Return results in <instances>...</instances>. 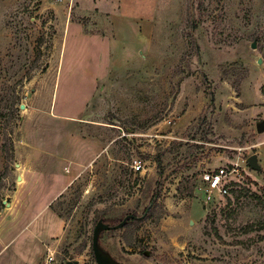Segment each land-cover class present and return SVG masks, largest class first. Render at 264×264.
Returning a JSON list of instances; mask_svg holds the SVG:
<instances>
[{
    "label": "rangeland",
    "instance_id": "rangeland-1",
    "mask_svg": "<svg viewBox=\"0 0 264 264\" xmlns=\"http://www.w3.org/2000/svg\"><path fill=\"white\" fill-rule=\"evenodd\" d=\"M263 89L264 0H0V264H264Z\"/></svg>",
    "mask_w": 264,
    "mask_h": 264
},
{
    "label": "built area",
    "instance_id": "built-area-1",
    "mask_svg": "<svg viewBox=\"0 0 264 264\" xmlns=\"http://www.w3.org/2000/svg\"><path fill=\"white\" fill-rule=\"evenodd\" d=\"M131 166L134 172L142 169L138 160H134ZM235 172V168L228 170L224 166L203 172L200 179L201 183L196 186V189L201 193L204 202L213 201L216 196L227 194L229 191L228 183Z\"/></svg>",
    "mask_w": 264,
    "mask_h": 264
},
{
    "label": "water",
    "instance_id": "water-1",
    "mask_svg": "<svg viewBox=\"0 0 264 264\" xmlns=\"http://www.w3.org/2000/svg\"><path fill=\"white\" fill-rule=\"evenodd\" d=\"M23 107H24V104H21L20 108H23ZM256 130L258 132L264 130V119L256 123ZM247 163L249 164L250 167L254 169L259 168L258 158L255 154H252L247 158ZM129 217H132V216L126 215L118 224L113 225V226H110L109 224L103 222L102 220H99L96 223L93 229L92 242H91L92 252H93V256H94L96 264H127L125 262L114 260L110 256L109 253L107 252L105 253L99 246L98 236H99V231L101 230L122 227Z\"/></svg>",
    "mask_w": 264,
    "mask_h": 264
},
{
    "label": "crops",
    "instance_id": "crops-1",
    "mask_svg": "<svg viewBox=\"0 0 264 264\" xmlns=\"http://www.w3.org/2000/svg\"><path fill=\"white\" fill-rule=\"evenodd\" d=\"M158 0H120L121 13L133 19L152 20Z\"/></svg>",
    "mask_w": 264,
    "mask_h": 264
},
{
    "label": "trees",
    "instance_id": "trees-1",
    "mask_svg": "<svg viewBox=\"0 0 264 264\" xmlns=\"http://www.w3.org/2000/svg\"><path fill=\"white\" fill-rule=\"evenodd\" d=\"M195 146H197V145H195ZM154 193H155V191H154ZM154 193H153V195H154ZM126 215L127 214H122L120 216H108V215H104V216H102V221L105 222V223H107V224H109L110 226H113V225L118 224L123 219V217L126 216ZM134 222H137L136 217L135 216L129 217L126 220V222H125V224L123 226H128L130 223H134ZM102 233H104V230H101V232L99 233L98 243H99L100 248L104 249V247L102 246V244L100 242V240L102 238V235H101ZM112 258L114 260H117L118 261V259L115 258L114 256H112Z\"/></svg>",
    "mask_w": 264,
    "mask_h": 264
}]
</instances>
